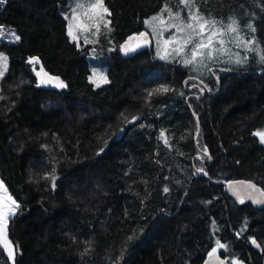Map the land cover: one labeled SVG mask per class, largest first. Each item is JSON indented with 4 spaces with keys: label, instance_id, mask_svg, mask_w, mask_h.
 <instances>
[{
    "label": "trees",
    "instance_id": "1",
    "mask_svg": "<svg viewBox=\"0 0 264 264\" xmlns=\"http://www.w3.org/2000/svg\"><path fill=\"white\" fill-rule=\"evenodd\" d=\"M179 3L104 0L116 45L102 85L90 80V46L68 34V0L0 3V24L19 35L1 43L9 69L0 90V178L19 210L7 227L15 257L0 243V264H202L218 241L230 264H264V208L237 203L226 189L233 178L264 189V142L255 135L264 131V0ZM163 8L185 18L198 10L222 29L236 20L245 36L244 63H214L199 75L205 98L184 88L194 83L186 57L161 69L168 61L153 49L121 53L131 33L153 37L145 21ZM148 57L156 72L146 71ZM210 70L220 86L208 83ZM44 71L66 87H42ZM145 80L169 90L151 94ZM200 169L207 176H196Z\"/></svg>",
    "mask_w": 264,
    "mask_h": 264
},
{
    "label": "rangeland",
    "instance_id": "2",
    "mask_svg": "<svg viewBox=\"0 0 264 264\" xmlns=\"http://www.w3.org/2000/svg\"><path fill=\"white\" fill-rule=\"evenodd\" d=\"M68 2L73 7L72 13L68 17V34H69V27L71 26L73 34L77 37L76 39H73V36L70 35L71 39L75 41L79 47L90 46V53L88 55L91 60V70H92L90 80L94 81L98 85L104 84L103 81L105 78L107 79V82H110L111 81V77L109 73L110 67L108 65L109 60H108L107 54L108 52L112 50L113 45H116L114 36H112L113 34L116 37V33L114 34V29L116 28V25H115L116 19L114 16L115 14L105 4L104 6L108 9L110 15H103L102 10L100 9H92L90 5L94 3L95 0H68ZM80 5H83V7H80ZM177 6H181L185 8L186 6L188 8L192 7L191 4H185L182 2V0H180V3L177 4ZM191 15H192V12H188V16L187 18H185L179 9L175 10L174 8H165V9L163 8L161 12L155 13L146 19L145 25L146 27H148L150 34H152L155 39V41L154 39H152L154 44L151 49L154 50V54L159 53L160 55L164 56L165 59L168 61V63H166L165 65V68L161 67V69H170L171 57H174L177 55L181 58L186 57L184 58V60H186L187 58H190V59L192 58V48L195 45V43H197L201 39V37L196 35L198 27L197 28L195 27L194 24L196 22L191 20L190 18ZM153 17H158V19L153 20ZM189 23L193 25L192 29H189L186 27V25ZM231 23H232V20L229 23V25ZM174 25L176 27H174ZM177 27H181L184 30L177 31ZM227 27L228 26L223 25L224 31H223L222 36L217 37L216 41L214 42L215 48L221 49V51L213 52L212 58L209 59L207 55L208 50H205V55L203 57H197L196 60L193 61L192 69H193L194 75L199 76V75H202L203 73H206L207 71H209V69L215 66L214 63L233 64L234 63L233 61L239 58L240 48H242L243 50L246 49L245 36H243V34L239 30L238 32H230L227 30ZM221 28L222 27H217L216 29H221ZM141 31L142 30H140L139 32ZM9 32L11 34H9ZM139 32H136V33H139ZM207 34L208 33L206 31L204 35L206 36ZM189 35L193 37V43L188 44V45H191V47L189 48V46L186 45L185 50L182 53L181 52L178 53L176 49H179L181 47V45L183 44V41L186 40ZM128 36L124 37V40ZM10 37L13 38L14 40V38L17 39L19 35L18 33H16L15 29L8 30V27L0 24V56L6 58V62L5 60H0V72H2V75H0V90H1L2 79L9 69V58L6 52L1 48V43L4 40L10 39ZM220 39H223L225 41L223 45L219 43ZM166 41H168V43H165ZM106 47L108 48L104 52V49ZM98 50H100L99 53H98ZM187 50H189V54H190L188 57L187 55H185ZM144 57H147V55ZM214 58L220 62H216V61L214 62ZM148 63L151 66L148 67L146 71L156 72L159 69L158 66H153L154 61H152V58L150 57H148ZM42 74L43 73L39 75L40 78L43 77ZM147 78L148 76L145 75V79ZM153 83L155 82L146 81V83L144 84V87H148L152 89L151 94L157 93V91H154L153 89L154 88V86H152ZM136 112L133 113V116L135 117L132 116L131 120L133 119L134 121H136L137 119L136 116L138 115V114H135ZM195 120L197 121V119ZM196 123L198 125V121ZM260 132H264V131H260ZM0 181H2L1 178H0ZM3 186L7 189V194L12 198V200H14V198L10 195L8 188L6 187L4 183H3ZM0 195H2V193H0ZM3 203L7 204L9 203V201L5 200ZM16 204L19 206L17 202ZM18 210H19V207L15 209V214L18 212ZM4 214L8 216V219H7V227H8L9 220L13 215H9L7 210H5ZM6 235H7L8 240L11 241L9 239L7 229H6ZM11 245H12V248L14 249V257H15L16 249L12 241H11ZM6 252L8 254V249H6ZM10 258L12 260L14 259L12 256H10Z\"/></svg>",
    "mask_w": 264,
    "mask_h": 264
},
{
    "label": "snow or ice",
    "instance_id": "3",
    "mask_svg": "<svg viewBox=\"0 0 264 264\" xmlns=\"http://www.w3.org/2000/svg\"><path fill=\"white\" fill-rule=\"evenodd\" d=\"M4 2V0H0V3ZM183 3L185 4H191L194 3V0H182ZM80 7H83V5H80ZM90 7L92 9H100L102 10V14L103 15H110L108 9L104 6V0H95L94 3H92L90 5ZM198 13V10H197ZM197 13H193L191 15V20L192 21H196L197 22V27L199 29V31L196 32L197 36H200L201 39L195 43V45L192 48V58L191 59H186L184 62L185 64H192L194 60H196L197 57H203L205 55V50L207 51V55L208 58L211 59L212 58V54L213 52L216 51H221V49H216L215 48V41L216 38L219 36H222L223 34V29H216L215 28V24L216 21H209L207 19H205L203 16L197 14ZM179 15V14H177ZM158 19V17H153V20ZM174 27H176L174 25ZM187 28L192 29L193 25L191 23L186 25ZM252 26L249 25V28H251ZM184 29L181 27H177V31H183ZM227 30L230 32H238V26H237V21L236 20H232V23L230 25H228ZM255 29H253L254 31ZM207 31V35L205 36L204 33ZM69 35L73 36V39H76L77 37L73 34L71 26L69 27ZM142 36L145 34H141ZM17 39H19V37H17ZM145 43H147V41H145ZM165 43H168V41H166ZM193 43V37L191 35H189L187 37L186 40L183 41V44L181 45V47L179 49H176V51L179 52H183L185 50V46L188 44H192ZM219 43L221 45H223L225 43V41L223 39L219 40ZM139 46V45H137ZM247 46V45H245ZM134 49L125 47V51H131ZM36 58H33V60H35ZM262 59H264V57H262ZM0 60H5L6 62V58L0 56ZM236 63L238 64H242L244 63V60L237 58ZM0 75H2V72H0ZM58 80V78H56ZM52 78H49V81L47 82H51ZM104 83H107V79L105 78ZM59 86L60 87H66V85L63 84V82H59ZM169 89L165 86H161L160 89H157L156 91H165L167 92ZM135 119V118H134ZM163 135V133H162ZM255 135H257L261 142H264V132H257L255 133ZM165 142L167 143V141L165 140ZM205 151H207L205 149ZM198 171H202V169L198 170ZM252 188H255V185H251ZM165 191H167V189H165ZM261 192H264V190H259ZM0 193H2V195H0V243L3 244V246L8 249V254L9 256H12L14 258V249L12 248L11 245V241L8 240L7 235H6V229H7V219L8 216H6L4 214L5 210H7L9 215H14L15 214V209L18 208L19 206L16 204L15 200H12V198L7 194V189L3 186V182L0 181ZM5 200L9 201V203L5 204L3 203ZM131 239V238H130ZM254 244L256 243L255 240L252 241ZM259 246V245H257ZM226 247V245L221 244L219 241L217 242V248H224ZM217 248H213L212 252L209 253V255H213ZM239 264V262H238Z\"/></svg>",
    "mask_w": 264,
    "mask_h": 264
},
{
    "label": "water",
    "instance_id": "4",
    "mask_svg": "<svg viewBox=\"0 0 264 264\" xmlns=\"http://www.w3.org/2000/svg\"><path fill=\"white\" fill-rule=\"evenodd\" d=\"M145 35H141V34ZM147 41V43H145ZM153 40L149 33L145 30L139 32V33H131L123 42L121 45V53L124 55L126 58L133 57L137 53L151 49L153 47ZM139 45V46H137ZM125 47L134 49L131 51H125ZM43 77L40 79V85L44 88L47 89H53L57 90L59 89V78L57 75L52 74L48 71L43 72ZM49 78H52L51 82L49 81ZM58 78V80L56 79ZM185 88V85H184ZM200 123L198 122V131L195 136V140H197L199 132H200ZM199 156V155H198ZM212 157L209 158L211 160ZM199 173L197 174L198 177L201 176H207L206 171H198ZM251 185H255V188H252ZM226 189L228 192L233 196L234 200L237 203H242L245 200H248L254 207L256 208H264V192H261L259 190H264L258 182L252 180V179H245V178H233L231 180H228L226 183ZM189 190H187L183 198L179 204V208L181 205L184 203L187 195H188ZM256 243L254 247L256 250L261 251L262 246L260 242L257 239H254ZM259 245V246H257ZM229 259L224 256L219 250H216V252L213 255H208L204 262L202 264H229Z\"/></svg>",
    "mask_w": 264,
    "mask_h": 264
},
{
    "label": "flooded vegetation",
    "instance_id": "5",
    "mask_svg": "<svg viewBox=\"0 0 264 264\" xmlns=\"http://www.w3.org/2000/svg\"><path fill=\"white\" fill-rule=\"evenodd\" d=\"M170 69H174V66L171 65ZM210 72H211V70H210ZM210 72H209V75L211 77L207 79L208 83L212 87H214L216 84H219V86H220L222 83V81L220 80L221 79L220 74H218L216 72H211V73ZM191 78H192V80H194L193 81L194 83H190L189 86H187L186 83L183 81V84L185 85L186 92H189L190 89L197 88V90H199L201 92L203 98H205L207 95H209V92H210L209 88L206 85V82H204V80L202 78H200L199 76H194V75ZM191 180L193 181V178ZM245 201H248V200H245Z\"/></svg>",
    "mask_w": 264,
    "mask_h": 264
},
{
    "label": "crops",
    "instance_id": "6",
    "mask_svg": "<svg viewBox=\"0 0 264 264\" xmlns=\"http://www.w3.org/2000/svg\"><path fill=\"white\" fill-rule=\"evenodd\" d=\"M208 255H209V254H208ZM208 255H207V256H208ZM207 256H206V257H207ZM204 260H205V259H204ZM203 262H204V261H203Z\"/></svg>",
    "mask_w": 264,
    "mask_h": 264
}]
</instances>
